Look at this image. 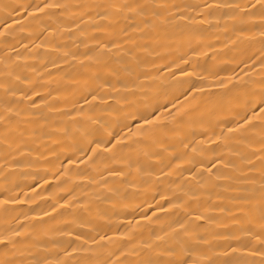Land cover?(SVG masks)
I'll return each instance as SVG.
<instances>
[{
	"label": "bare ground",
	"instance_id": "1",
	"mask_svg": "<svg viewBox=\"0 0 264 264\" xmlns=\"http://www.w3.org/2000/svg\"><path fill=\"white\" fill-rule=\"evenodd\" d=\"M0 264H264V0H0Z\"/></svg>",
	"mask_w": 264,
	"mask_h": 264
}]
</instances>
